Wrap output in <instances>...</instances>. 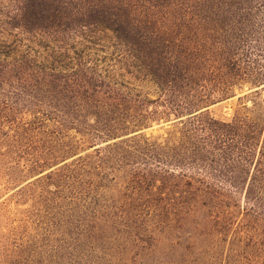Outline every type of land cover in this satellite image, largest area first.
<instances>
[{
    "label": "rangeland",
    "instance_id": "rangeland-1",
    "mask_svg": "<svg viewBox=\"0 0 264 264\" xmlns=\"http://www.w3.org/2000/svg\"><path fill=\"white\" fill-rule=\"evenodd\" d=\"M87 1L105 23L54 40L38 29L52 0H0V39L12 56L50 55L68 68L0 70V264H264L263 181L247 167L239 188L206 178L223 195L183 200L187 183L202 184L180 179L161 156L177 121L158 85L169 61L213 65L207 83L230 90L207 109L264 116V85L254 84L264 80V54L245 49L239 69L222 59L237 35L264 34V0ZM152 65L159 79L142 71ZM102 81L127 98L107 102Z\"/></svg>",
    "mask_w": 264,
    "mask_h": 264
},
{
    "label": "trees",
    "instance_id": "trees-1",
    "mask_svg": "<svg viewBox=\"0 0 264 264\" xmlns=\"http://www.w3.org/2000/svg\"><path fill=\"white\" fill-rule=\"evenodd\" d=\"M52 4L55 10H44L41 16L42 23L38 26L42 38L55 40L66 33L65 28L69 30L74 26L84 28L91 24L103 25L105 23L100 15L93 19L94 15L91 13L96 9L87 0H52ZM116 23L121 27L116 31H122L120 34L122 40L134 43L135 52L144 53L141 39L132 35L131 31L124 30L122 24ZM263 35L247 32L240 36L237 35L231 42L232 50L226 53V57L222 59L233 62L239 69L242 66L240 58H242L245 49L251 51L250 55L256 51L263 57ZM12 47V44L0 39V70L5 73L34 76L36 73L48 72L49 74V72L61 70L68 72L67 66H57L55 62H51L50 55L41 57L27 52L12 56L13 53H16ZM133 56L135 59L139 58L138 55ZM247 59L250 61L249 56ZM143 69L142 71L151 77L157 79L161 77V70L156 65ZM166 70L168 77L160 80L158 85L167 98L165 100L166 113L174 114V121L177 122L174 124L175 130L170 134L167 145L164 146L165 148H161V156L168 165L177 167L180 179L189 178L202 184L199 187H194L192 182L187 183L188 187L182 188L187 190L184 192L183 200L188 199L187 195H193L195 192L206 193V196L212 198L223 195V188L210 186L207 184L206 178L220 183L226 182L236 189L239 188L238 186L242 183V175L246 174L247 167L253 166V182L260 179L264 183V116L258 113L251 117L242 111H237L230 119L218 118L213 115L207 109L213 102V96L220 92L226 96L225 93L230 90V87H227V91L216 90L207 83L206 76L215 73L213 65L182 68L169 61L168 65L166 64ZM66 77H69L67 73ZM79 78L76 75L71 79L78 82ZM91 80L95 79L90 78V83ZM97 83L101 85L97 87L107 91L105 92L106 97H104L107 102H116L117 99L124 101V98H127L122 89L116 86L117 82L102 81ZM153 83H156L155 80ZM257 83L259 85L256 88L264 85L262 77L256 79L254 84ZM255 92L258 93V90ZM96 94L97 96H93L95 99L99 95L98 92ZM114 105L120 107L118 103ZM165 172L168 175L174 174L169 171ZM250 192L251 188L248 189L249 194Z\"/></svg>",
    "mask_w": 264,
    "mask_h": 264
}]
</instances>
